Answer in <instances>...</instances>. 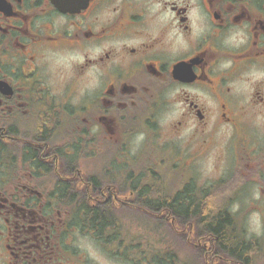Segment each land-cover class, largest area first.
I'll return each mask as SVG.
<instances>
[{"label":"flooded vegetation","instance_id":"af4514ba","mask_svg":"<svg viewBox=\"0 0 264 264\" xmlns=\"http://www.w3.org/2000/svg\"><path fill=\"white\" fill-rule=\"evenodd\" d=\"M0 264H264V0H0Z\"/></svg>","mask_w":264,"mask_h":264},{"label":"trees","instance_id":"16d2710c","mask_svg":"<svg viewBox=\"0 0 264 264\" xmlns=\"http://www.w3.org/2000/svg\"><path fill=\"white\" fill-rule=\"evenodd\" d=\"M162 190V189H161ZM160 190V191H161ZM163 191V190H162ZM161 191V192H162ZM178 199L175 200V204L176 206H180L182 207L180 210H178L176 213H175V217H174V220L175 222H185V221H188V220H198V217H201V215L204 213L202 212H196V213H188L186 209H184L182 205H184V201L182 200V204H178ZM179 200H180V197H179ZM170 199L168 197V195H165L164 193V196H161L160 199H159V205H169L170 204ZM202 213V214H201ZM160 216H167V214H161ZM204 216V214H203ZM139 220H146L144 218H139ZM160 220H163V218L161 217ZM165 220H168V219H165ZM221 221V217L219 214H217V212L213 211V212H206L205 214V217L203 219V221Z\"/></svg>","mask_w":264,"mask_h":264},{"label":"rangeland","instance_id":"374dc122","mask_svg":"<svg viewBox=\"0 0 264 264\" xmlns=\"http://www.w3.org/2000/svg\"><path fill=\"white\" fill-rule=\"evenodd\" d=\"M197 163L207 174H215L218 169V164H216V149L211 151L208 158L201 159ZM197 178L200 179V177Z\"/></svg>","mask_w":264,"mask_h":264}]
</instances>
